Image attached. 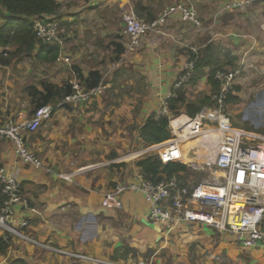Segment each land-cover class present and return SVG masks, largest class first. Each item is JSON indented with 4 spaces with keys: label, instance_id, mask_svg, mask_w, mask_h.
Wrapping results in <instances>:
<instances>
[{
    "label": "crops",
    "instance_id": "0c3cea01",
    "mask_svg": "<svg viewBox=\"0 0 264 264\" xmlns=\"http://www.w3.org/2000/svg\"><path fill=\"white\" fill-rule=\"evenodd\" d=\"M55 1L58 15L48 17H59L67 37L65 45L59 46L55 62L73 66L74 72L68 76L61 71L63 79L54 80V85L72 84L75 80L87 89L89 73L97 71L101 75L98 85L103 89L91 100L56 105L37 133L23 134L25 147L41 163L38 167L17 153L13 141L0 139V166L22 183L23 202L15 206V219L27 220L25 233L102 259L113 258L114 250L126 244L136 254L129 252L117 260L135 263L143 258L148 264H264V247H243L228 233L218 232L214 238V230L208 226L186 223L168 233H157L145 223L149 221V204L139 191L120 194L118 208L104 203L105 194L117 184L143 178L136 162L151 155L147 151L151 144L142 142L139 129L172 89L186 60V46L219 44L248 66V53L262 42L259 33L264 34V0H251L242 9L228 7L232 0H190L199 26L172 16L161 32H148L134 50L126 48L119 0ZM129 1L139 18L147 21L177 0ZM119 46L123 48L120 52ZM8 66L4 70L8 81L0 83V119L21 121L29 118L34 108L22 87L27 72L10 74L12 64ZM103 68L107 70L104 74ZM208 72V67L200 74L195 72L199 76L195 83L183 88L187 100L209 94ZM42 84L35 87L41 90ZM190 146L180 147L187 150ZM61 173H71L70 180L63 179ZM175 231L181 239L193 241L191 248L178 239L165 247L171 235L167 240L162 237ZM0 239L5 240L1 230ZM196 244L199 249L194 247ZM150 249L152 253L148 252ZM175 256L180 262L174 261ZM0 264L88 263L45 253L25 241L10 238L4 253L0 252Z\"/></svg>",
    "mask_w": 264,
    "mask_h": 264
},
{
    "label": "built area",
    "instance_id": "2783aa9c",
    "mask_svg": "<svg viewBox=\"0 0 264 264\" xmlns=\"http://www.w3.org/2000/svg\"><path fill=\"white\" fill-rule=\"evenodd\" d=\"M251 3V0H232L228 7L242 9ZM118 8L128 50L136 49L146 32H161V27L171 15L200 25L197 11L190 0L168 4L156 17L147 21L139 18L129 0H119ZM31 27L43 44L63 46L66 39L64 29L56 18L34 16ZM200 48L186 46V52L190 51L193 57L186 55L181 73L154 112L155 118H167L171 137L151 144L147 151L162 163L177 161L191 170L204 171L205 178L193 185L181 184L177 175L163 178L157 183L141 178L138 182L117 184L105 194L104 203L118 208L120 194L129 190L139 191L149 204V222L157 224L163 233L186 223H196L219 233H228L243 247H264V135L233 126L225 111L231 83L239 71H214L213 78L219 86L211 94L212 107L202 106L192 117L185 112L170 115L168 109L167 101L176 97L175 90L190 86ZM71 85L72 91L57 105H76L93 99L102 91L101 85L90 89L81 88L76 83ZM54 108L50 103L39 106L29 118L21 121L0 119V139L13 141L19 155L35 167L40 166V161L25 147L22 136L36 132L50 119ZM194 139L196 143L187 150L180 147L184 140ZM192 152L194 156H191ZM61 177L70 180L71 173H61ZM21 191V181L0 166V230L5 240L17 238L45 253L88 264H148L144 260L133 263L102 259L55 245L49 240L28 236L25 233L27 220L15 219V206L23 202Z\"/></svg>",
    "mask_w": 264,
    "mask_h": 264
},
{
    "label": "trees",
    "instance_id": "16d2710c",
    "mask_svg": "<svg viewBox=\"0 0 264 264\" xmlns=\"http://www.w3.org/2000/svg\"><path fill=\"white\" fill-rule=\"evenodd\" d=\"M57 9L58 3L55 0H0V46L7 47L16 43L18 45L17 50L19 49L26 56H34L36 59L46 62L55 60L59 50L58 44H43L39 41L32 30L31 21L34 16L45 15L47 17L46 14L54 15ZM52 18H56L60 26H62L58 16ZM2 19L5 20L3 23H1ZM117 50L120 52L123 48L119 46ZM186 55L193 57L190 51H187ZM235 61H237L236 56L232 55L228 49L219 44L208 43L198 51L194 74L190 79V83H195V80L199 77H196L195 72L200 74L204 67H208L207 82L210 86V91H215L218 82L213 78L214 71L222 69L221 67L227 64L233 65ZM2 63L6 62L2 61ZM77 76H80V74H77ZM100 78L101 75L97 71L90 72L86 80V88L96 87L99 84ZM29 88L31 90L28 96L32 100L34 109L45 104H52L53 99H62L72 91V85L68 82L63 83L61 86L43 83L41 90H38L34 86H29ZM183 88L185 87L181 86L177 88L175 90L176 97L167 101L168 109L170 114H177L183 108L184 112L192 117L202 106L207 105V100L210 99L209 94L203 93L194 100H187L185 96L186 90ZM230 100H233V97ZM213 105L214 102L211 101L209 106ZM167 124L168 120L166 117L155 118L154 114H151L139 129L140 139L147 145L169 139L171 135ZM136 166L139 168L143 178L153 183H157L163 178H170L173 175H183L186 170V165L181 162L170 161L162 163L154 155H148L138 160ZM7 246L8 240L0 239L1 253H4ZM129 252L133 256L136 254L134 248H129L126 244H123L114 250L111 260L118 261L116 258L125 256ZM148 252H151V249Z\"/></svg>",
    "mask_w": 264,
    "mask_h": 264
},
{
    "label": "rangeland",
    "instance_id": "374dc122",
    "mask_svg": "<svg viewBox=\"0 0 264 264\" xmlns=\"http://www.w3.org/2000/svg\"><path fill=\"white\" fill-rule=\"evenodd\" d=\"M132 6L134 7L133 4ZM194 8H195V5H194ZM46 15L53 16V14H46ZM56 15L58 14L56 13ZM172 16H175V14L171 15L167 19V21ZM263 28H264V24H263ZM63 29H64V36L66 38L63 43V46H64L65 43L67 42V37H66L65 28L63 27ZM262 31L264 32V29ZM147 33L148 32H146L145 34ZM259 36L262 42L258 43V45L251 48V51L248 53V66H244L240 62L235 61L233 65L227 64L221 67L222 69H216V70H221L227 73L228 72L232 73L236 70L239 71L238 74H236L233 78V82L231 83V87L228 92V95L230 96L226 100L225 111L228 114L232 125L246 129V130H251V132L255 131L257 133L264 134V41H263L264 38L262 37L264 36V34L259 33ZM17 47L18 45L16 43L11 44L7 47L0 46V75H1L0 83H3V81L4 82L8 81L4 77L5 76L4 70L5 69L7 70V67H9L8 64H12L11 66L12 69H10L11 71L10 74L15 73L19 70H21L22 73L24 74L25 72H27V74L24 76V78H26L27 80L26 79L24 80L23 82L24 86H22L24 87L23 92H25L27 96H28L29 91L31 90L29 86L41 87L42 83H47V82L54 84V80L63 79L60 77L62 76L61 71H66L68 73L67 74L68 76L71 74L72 70L74 72L73 66L71 65L70 66L66 64L59 65L58 63L55 62V60L50 61V62L38 60L34 56H31V57L26 56L22 51H19V49L17 50ZM1 60L6 63H2ZM106 71L107 70L103 68L102 70L103 74ZM73 82L79 85L75 80ZM190 84L192 85V83ZM218 86L219 84L217 85V89H218ZM213 92L214 91H210L209 89L208 93H209L210 99L207 100L208 103L207 105H204V106H209L211 104V101H212L211 94ZM232 97H233V100H230V98ZM28 98L30 99V96H28ZM56 100H58L57 101L58 103L61 102L60 98H56L52 100L53 101L51 102L52 105L56 106L58 104ZM30 101L32 102L31 99ZM209 107H212V106H209ZM30 108H32L31 104H30ZM33 110L34 108H32L30 112ZM178 112H184V110L178 111ZM170 115H174V113H171ZM35 133H37V131ZM181 146L186 147L183 144ZM194 155L195 154L192 152L191 156H194ZM205 176H206V173L204 171H194L186 166V170L184 174L178 176V179L180 183L183 185H193L203 180ZM207 228L211 229L210 227H207ZM161 232L162 231L160 229V233ZM212 233L214 235V238H216L218 232L212 231ZM170 235L171 237L167 241L169 243L166 244L165 247H167L168 245L170 246L172 243H175L174 239H178L182 242L181 243L182 245H187L188 249L191 248V244L193 243V241H191V239L188 240L187 238L181 239L180 233H178L177 231H175L173 234H167L166 236L162 237V239L167 240L168 239L167 237ZM194 247L196 249L200 248L198 244H196ZM152 252L153 250H151V253ZM206 253L208 252L206 251L204 254L206 255ZM155 256L150 255V257H155ZM142 260L147 262L146 259L142 258ZM71 261H74V260H71ZM166 261L168 262L169 259L166 258ZM174 261L180 262L179 256H175Z\"/></svg>",
    "mask_w": 264,
    "mask_h": 264
},
{
    "label": "water",
    "instance_id": "95a60500",
    "mask_svg": "<svg viewBox=\"0 0 264 264\" xmlns=\"http://www.w3.org/2000/svg\"><path fill=\"white\" fill-rule=\"evenodd\" d=\"M145 223H146L150 228H152L154 231H156L157 233H160V227H159L157 224H154V223L149 222V221H146V220H145Z\"/></svg>",
    "mask_w": 264,
    "mask_h": 264
},
{
    "label": "bare ground",
    "instance_id": "6f19581e",
    "mask_svg": "<svg viewBox=\"0 0 264 264\" xmlns=\"http://www.w3.org/2000/svg\"><path fill=\"white\" fill-rule=\"evenodd\" d=\"M196 143V140H184L183 142H182V144L184 145V146H186V147H188L189 145H193V144H195ZM186 147H184V148H186ZM137 153H139L138 151H137ZM132 154V153H131ZM126 155V154H125ZM123 157H124V155H123ZM125 161V160H124Z\"/></svg>",
    "mask_w": 264,
    "mask_h": 264
}]
</instances>
